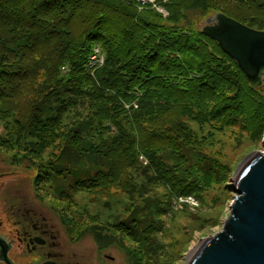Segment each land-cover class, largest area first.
<instances>
[{"label": "trees", "instance_id": "16d2710c", "mask_svg": "<svg viewBox=\"0 0 264 264\" xmlns=\"http://www.w3.org/2000/svg\"><path fill=\"white\" fill-rule=\"evenodd\" d=\"M154 3L166 17L137 0H0V150L34 171L74 236L104 248L116 235L132 264L160 255L172 196L229 188L230 168L205 151L216 135L236 129L237 145L264 131V84L251 87L189 17L264 30V0ZM96 47L103 62L89 67ZM114 189L129 203L109 217L76 199L110 210Z\"/></svg>", "mask_w": 264, "mask_h": 264}, {"label": "rangeland", "instance_id": "374dc122", "mask_svg": "<svg viewBox=\"0 0 264 264\" xmlns=\"http://www.w3.org/2000/svg\"><path fill=\"white\" fill-rule=\"evenodd\" d=\"M149 3V2H148ZM160 14L164 17L167 12L164 8L156 6ZM161 8V10H160ZM217 13V12H216ZM215 13L207 16L200 15L198 12L189 14V17L196 22V25L202 26L204 20ZM97 48V47H96ZM101 54V53H100ZM102 56V54H101ZM103 58V56H102ZM264 84V81H263ZM264 91V85L263 89ZM234 130V131H233ZM228 132V133H227ZM227 134H217L218 143L213 147L205 148L217 156L218 160L230 168V178L233 176L237 166L250 154L258 151L263 152L264 146L262 145L264 138V131L257 141H250L247 138H242V142L237 145L234 144V137H238L236 129L228 130ZM0 134H3V123L0 122ZM244 136V135H243ZM13 153L4 152L0 150V172L9 173L11 178L5 179L6 183H11V193L8 196L17 195L18 198H28L38 212L47 217V220L54 225L59 234V238L63 241H68L72 244L74 251L82 255L84 260H90L95 264H100L103 256L106 258V264H132L131 256L126 252L125 248L118 241L117 236L108 235L107 241L109 243L106 247L99 246L92 233L81 234L77 232L74 236L69 227L60 218L59 211L55 209L50 201L44 199L41 192L36 191L33 183L34 171L26 166L23 162H17L13 158ZM143 165L147 161L140 157ZM142 179H140L141 181ZM229 183V184H228ZM230 179L227 185L230 186ZM113 194L112 204L110 210L103 204V198L92 196L94 199L99 200L96 203H90L87 197L81 195L76 196L82 203H86L90 212L98 211L105 217L112 216L111 214L116 211L128 207L129 200L124 194L116 189L111 190ZM235 193L229 187L226 189L224 184L214 185L209 188L202 197V200L193 196L190 203H182L177 200V197L171 198L170 209L161 217V230L156 234L158 239V252L159 256L147 264H183L186 254L193 248L196 242L201 238L213 236L223 228L224 220L230 215L231 202L233 201ZM103 205V206H102ZM5 228H11V223H5ZM6 230V229H5ZM3 228V232H6ZM70 239H76L73 243ZM129 242V241H125ZM10 257L14 260L15 264H33L34 256H21L14 249ZM144 257V264H145ZM0 264H4L0 262Z\"/></svg>", "mask_w": 264, "mask_h": 264}, {"label": "water", "instance_id": "95a60500", "mask_svg": "<svg viewBox=\"0 0 264 264\" xmlns=\"http://www.w3.org/2000/svg\"><path fill=\"white\" fill-rule=\"evenodd\" d=\"M201 31L237 63L251 87L263 84L264 30L217 12L204 20ZM230 183L235 196L222 230L199 239L183 264H264V151L246 157ZM0 257L14 264L4 247Z\"/></svg>", "mask_w": 264, "mask_h": 264}, {"label": "flooded vegetation", "instance_id": "af4514ba", "mask_svg": "<svg viewBox=\"0 0 264 264\" xmlns=\"http://www.w3.org/2000/svg\"><path fill=\"white\" fill-rule=\"evenodd\" d=\"M10 176L0 172V253L4 247L14 264L10 257L14 249L21 256H34L33 264H95L84 260L68 241L61 240L54 225L30 204L28 198L6 197L11 193L12 184L6 183L5 179ZM5 223H11V228H5ZM3 228L8 231L3 232ZM74 240L70 239V242ZM106 258L110 257L105 255L99 259L100 264H106Z\"/></svg>", "mask_w": 264, "mask_h": 264}, {"label": "built area", "instance_id": "2783aa9c", "mask_svg": "<svg viewBox=\"0 0 264 264\" xmlns=\"http://www.w3.org/2000/svg\"><path fill=\"white\" fill-rule=\"evenodd\" d=\"M140 3H154V0H137ZM158 9V8H157ZM161 10V8H160ZM103 62V58L100 54L98 48H95L93 53L91 54L88 62V66L91 67L92 65H100ZM191 197L188 196H178L177 200L182 203H190Z\"/></svg>", "mask_w": 264, "mask_h": 264}]
</instances>
